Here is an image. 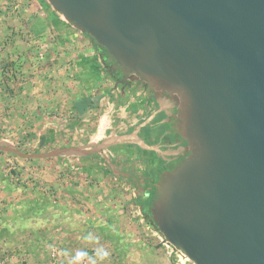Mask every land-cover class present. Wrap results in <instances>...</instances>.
I'll list each match as a JSON object with an SVG mask.
<instances>
[{
  "label": "crops",
  "instance_id": "0c3cea01",
  "mask_svg": "<svg viewBox=\"0 0 264 264\" xmlns=\"http://www.w3.org/2000/svg\"><path fill=\"white\" fill-rule=\"evenodd\" d=\"M111 64L46 0H0V254L12 264L43 261L56 244L107 251L96 264L172 263L140 214L150 218L159 173L190 153L180 102ZM137 178L146 191L135 196Z\"/></svg>",
  "mask_w": 264,
  "mask_h": 264
},
{
  "label": "water",
  "instance_id": "95a60500",
  "mask_svg": "<svg viewBox=\"0 0 264 264\" xmlns=\"http://www.w3.org/2000/svg\"><path fill=\"white\" fill-rule=\"evenodd\" d=\"M46 1L123 80L180 102L190 153L155 183L150 221L195 264H264V0Z\"/></svg>",
  "mask_w": 264,
  "mask_h": 264
},
{
  "label": "built area",
  "instance_id": "2783aa9c",
  "mask_svg": "<svg viewBox=\"0 0 264 264\" xmlns=\"http://www.w3.org/2000/svg\"><path fill=\"white\" fill-rule=\"evenodd\" d=\"M145 191V185L138 179V181H136V187L133 188L134 195L137 196L139 195V193H144ZM140 221L143 224L146 235L149 237L157 238V243L163 248L165 254L174 260L175 264H189L188 262H192V264H195L190 258L187 257V255L182 250L176 248L173 244H171L159 229V227L153 224L150 219H147L145 215L140 214ZM87 253L89 257L94 258L91 253ZM50 255V260L46 264H57L64 257V251L60 245L56 244L50 249ZM12 260V254L8 252L0 254V264H12ZM82 264H90L88 257H86L82 261Z\"/></svg>",
  "mask_w": 264,
  "mask_h": 264
},
{
  "label": "clouds",
  "instance_id": "9594fccd",
  "mask_svg": "<svg viewBox=\"0 0 264 264\" xmlns=\"http://www.w3.org/2000/svg\"><path fill=\"white\" fill-rule=\"evenodd\" d=\"M86 240H92L93 237L89 233L84 237ZM67 254V253H66ZM109 253L103 249H97L95 252V256L98 257L101 261L106 259L108 257ZM88 257L90 264H96V259L93 257H89L88 253L86 251L78 250L75 252V255L72 256V259L70 261V264H82V261Z\"/></svg>",
  "mask_w": 264,
  "mask_h": 264
},
{
  "label": "trees",
  "instance_id": "16d2710c",
  "mask_svg": "<svg viewBox=\"0 0 264 264\" xmlns=\"http://www.w3.org/2000/svg\"><path fill=\"white\" fill-rule=\"evenodd\" d=\"M103 51V53L105 55H108V51L101 45H99ZM161 178V174L159 173V175L155 178L153 186L151 188L150 194L147 198V202L143 203V207L145 208V211L147 212V214H151V205L152 202L155 200L156 196H157V190L155 187V183Z\"/></svg>",
  "mask_w": 264,
  "mask_h": 264
},
{
  "label": "rangeland",
  "instance_id": "374dc122",
  "mask_svg": "<svg viewBox=\"0 0 264 264\" xmlns=\"http://www.w3.org/2000/svg\"><path fill=\"white\" fill-rule=\"evenodd\" d=\"M62 15V14H61ZM63 16V15H62ZM64 17V16H63ZM65 18V17H64ZM66 19V18H65ZM152 238H154L155 239V242L152 240V243L154 242L155 243V245H157L156 247H159V248H161V251H162V253H163V255L164 256H167L166 254H165V251L163 250V248L157 243V238H155V237H152ZM153 243V244H154ZM179 248V247H178ZM63 249V248H62ZM63 251H64V249H63ZM186 254V253H185ZM72 256H74V255H68V254H66L65 253V251H64V257L62 258V260H60L59 261V263H57V264H60V263H62V264H65V263H68V261H70V259H72ZM50 257H51V255H50V253H49V257L47 258V259H45V260H43V261H39V262H37L36 264H46L49 260H50ZM94 257H95V255H94ZM168 257V256H167ZM187 257H188V255H187ZM170 259H171V261H172V263L171 264H175L174 263V260L171 258V257H169ZM189 258V257H188ZM189 264H192V262H188Z\"/></svg>",
  "mask_w": 264,
  "mask_h": 264
},
{
  "label": "flooded vegetation",
  "instance_id": "af4514ba",
  "mask_svg": "<svg viewBox=\"0 0 264 264\" xmlns=\"http://www.w3.org/2000/svg\"><path fill=\"white\" fill-rule=\"evenodd\" d=\"M111 70H112V71H115L116 69H114L113 67H111ZM117 70H118V69H117Z\"/></svg>",
  "mask_w": 264,
  "mask_h": 264
}]
</instances>
